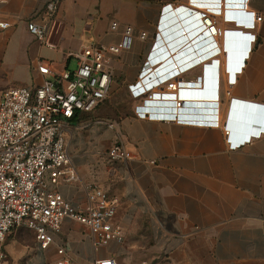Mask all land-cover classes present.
Segmentation results:
<instances>
[{
    "label": "crops",
    "instance_id": "obj_1",
    "mask_svg": "<svg viewBox=\"0 0 264 264\" xmlns=\"http://www.w3.org/2000/svg\"><path fill=\"white\" fill-rule=\"evenodd\" d=\"M50 1L0 4L11 23L0 30V92L39 86L46 78L38 70L41 61L58 71L75 69L85 46L117 43L125 24L134 27L132 47L113 64L108 99L67 125L80 181L58 186L79 205L86 201V185L99 183L118 197L115 221L126 236L122 243L97 246L83 224L66 220L43 249L32 230L18 227L4 245L8 264H96L106 258L118 264H264V131L232 150L225 129L233 98L264 105V0H221L222 17L234 21L224 22L221 12L214 17L216 28L256 35L234 82L227 71V38L211 36L203 25L201 10L219 11L220 0H61L53 13L41 12ZM240 1L245 10L262 16L254 29L236 25L240 21L233 14ZM31 18L47 24L45 42L29 31ZM112 21H118V30L111 29ZM140 31L147 32L146 39L138 36ZM215 57L220 58L219 126L137 117L139 102L131 87L144 68L168 77L175 62L183 68V80L195 81L204 74L203 64ZM188 99L198 106L213 100ZM260 121L264 124V116ZM115 143L138 156L110 161L107 153Z\"/></svg>",
    "mask_w": 264,
    "mask_h": 264
},
{
    "label": "built area",
    "instance_id": "obj_2",
    "mask_svg": "<svg viewBox=\"0 0 264 264\" xmlns=\"http://www.w3.org/2000/svg\"><path fill=\"white\" fill-rule=\"evenodd\" d=\"M60 1L51 0L41 12L53 13ZM6 2L8 0H0V4ZM216 7L219 11L201 10L202 19L211 36L221 37L223 29L216 28V23L212 24L214 17L221 12V0ZM241 10L239 15L242 20L251 23L247 29H254L255 22L262 20V16L255 11ZM225 18L229 19L227 16ZM27 25L38 40L46 41V23L40 24L31 18ZM10 26L11 23L0 12V30ZM111 29H119L118 21H112ZM229 30L234 29H226L225 35ZM182 33L186 35L187 30H182ZM247 33L252 35L251 45L256 35ZM121 36L117 43L85 46L78 54L75 69L58 71L51 66V62L41 61L38 70L46 78L35 88L11 86L0 92L1 264H8L4 245L18 227L32 230L43 249L54 242V235L66 220L83 224L97 246L125 240L124 227L115 221L120 202L118 197L109 194L95 182L85 187V203L75 205L58 190L62 183L80 181L68 149L67 125L78 114L92 112L108 99L114 76L113 64L121 53L132 47L134 27L125 24ZM138 36L146 39L148 34L140 31ZM245 42L247 39L243 40ZM203 65L204 74L195 81L183 80L180 77L183 68L175 62L168 77L144 68L140 80L131 87L139 102L134 107L137 117L184 125L219 126L218 100L215 99H218L220 58H212ZM241 68L234 71L228 64L227 71H232L230 82L235 81L234 75ZM197 92L216 97L210 103L190 106L188 98ZM109 125L112 126V123ZM225 129L229 147L235 150L250 141L251 135L259 136L264 131V124L255 133L234 132L227 124ZM107 156L112 162H120L134 159L138 151L123 143H115L109 148ZM58 253H64V249L59 248ZM96 264L118 262L115 258H106L96 260Z\"/></svg>",
    "mask_w": 264,
    "mask_h": 264
},
{
    "label": "water",
    "instance_id": "obj_3",
    "mask_svg": "<svg viewBox=\"0 0 264 264\" xmlns=\"http://www.w3.org/2000/svg\"><path fill=\"white\" fill-rule=\"evenodd\" d=\"M243 2L244 1H240V5L236 6L238 10H236V15L233 16L238 20H242L239 13L243 11L241 9H244L246 6ZM248 24L250 25L251 23ZM226 38L228 62L231 69L235 71L242 66L244 59L251 49L250 41L252 40V35L237 29L229 30L226 33ZM244 39H247V42L243 43ZM206 94L204 92V97H206ZM213 97L216 96L213 95ZM198 104L199 103L189 102L190 106H197ZM263 116L264 105L240 99H233L231 101L226 124L234 132L247 131L248 133H255L261 129L262 124L260 120H262Z\"/></svg>",
    "mask_w": 264,
    "mask_h": 264
},
{
    "label": "bare ground",
    "instance_id": "obj_4",
    "mask_svg": "<svg viewBox=\"0 0 264 264\" xmlns=\"http://www.w3.org/2000/svg\"><path fill=\"white\" fill-rule=\"evenodd\" d=\"M234 7V6H233ZM227 9L228 8H226V13L228 12L227 11ZM236 10H238V9H236ZM227 16V18H228V15L227 14H225V16H224V18L222 17V10H221V17H222V19H223V21L225 22V21H232V23H233V21L234 20H232V19H226L225 17ZM240 22H237V24L236 25H240V26H243V27H246V28H248V27H250V25L245 21V20H239ZM227 29H230V28H227ZM226 29H223V32H222V35H221V39L223 40V37L226 39V35H225V33H224V31H225ZM235 30V29H234ZM245 33H247V32H245ZM177 49V48H176ZM175 49V50H176ZM175 53H178V51H176ZM229 64V63H228ZM232 73V71L230 70L229 71V74H231ZM210 95L209 94H206V97H209ZM197 97H204V94H202V92H197V93H194V94H192V98H197ZM211 98H213V96L211 95L210 96ZM189 100V99H188ZM189 102H194V103H198L197 101H188V103Z\"/></svg>",
    "mask_w": 264,
    "mask_h": 264
},
{
    "label": "rangeland",
    "instance_id": "obj_5",
    "mask_svg": "<svg viewBox=\"0 0 264 264\" xmlns=\"http://www.w3.org/2000/svg\"><path fill=\"white\" fill-rule=\"evenodd\" d=\"M176 1H179L180 4H181V3H187V4L189 3V0H176Z\"/></svg>",
    "mask_w": 264,
    "mask_h": 264
}]
</instances>
